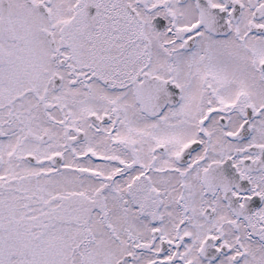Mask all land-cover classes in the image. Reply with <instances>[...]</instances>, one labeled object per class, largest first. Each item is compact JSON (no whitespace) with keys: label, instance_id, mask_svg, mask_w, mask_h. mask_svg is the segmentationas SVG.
Returning a JSON list of instances; mask_svg holds the SVG:
<instances>
[{"label":"snow or ice","instance_id":"obj_1","mask_svg":"<svg viewBox=\"0 0 264 264\" xmlns=\"http://www.w3.org/2000/svg\"><path fill=\"white\" fill-rule=\"evenodd\" d=\"M0 264H264V0H0Z\"/></svg>","mask_w":264,"mask_h":264}]
</instances>
